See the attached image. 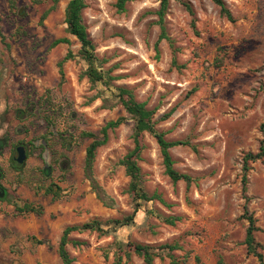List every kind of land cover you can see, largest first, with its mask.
Instances as JSON below:
<instances>
[{
	"label": "rangeland",
	"instance_id": "obj_1",
	"mask_svg": "<svg viewBox=\"0 0 264 264\" xmlns=\"http://www.w3.org/2000/svg\"><path fill=\"white\" fill-rule=\"evenodd\" d=\"M69 1L0 0V264H61L64 228L134 210L132 224L108 234H70L83 243L66 247L73 264H143L127 242L175 248L157 251L153 264H259L244 245V209L264 264V157L247 163L243 179L244 157L263 140L264 0H223L232 22L211 0H170L161 21L160 0H130L122 11L117 0H85L94 66L109 87L84 75L64 22ZM58 39L68 43L53 45ZM116 88L154 112L166 141L180 142L169 153L188 186L172 183L156 140L143 133L137 166L150 201L133 200L120 164L134 148L133 122ZM118 118L91 167L100 200L85 175L93 139L83 134L102 140ZM24 205L38 213H18Z\"/></svg>",
	"mask_w": 264,
	"mask_h": 264
},
{
	"label": "trees",
	"instance_id": "obj_2",
	"mask_svg": "<svg viewBox=\"0 0 264 264\" xmlns=\"http://www.w3.org/2000/svg\"><path fill=\"white\" fill-rule=\"evenodd\" d=\"M128 1L130 0H117L116 2L117 9L119 11H122L124 9L125 4ZM211 1L214 5H216L219 8V13L222 17H225L228 21L231 22L233 21L232 15L229 12V10L226 8L223 0H211ZM169 2L170 0H160L159 10H158V16L160 21L162 20L163 15L168 8ZM85 7H86L85 0H70L67 3L64 11V22L66 24V31L69 35L74 37L80 45L79 55L81 56V59L84 60L88 65V68L85 71L84 75L89 79V81L92 84L104 83V86L109 87V84L104 74L97 71V69L94 66L95 64L94 45L89 37L86 26L83 24V20H82V11L85 9ZM186 9L189 11L190 14H192V11L188 6H186ZM61 43L67 44L68 40L58 39L53 43V45H58ZM116 93L117 94L115 95V97L118 99V102L123 107L124 111L130 117V120L133 122L132 138L134 142V148L120 162V164L125 169L126 176L130 180L128 193L131 195L133 200L150 201V198L146 195V193L143 191V188L141 186L140 169L137 166V160L141 152L140 138L143 135V133L150 134L156 140V143L159 147L160 154L162 157L165 174L169 177L172 183L184 181L188 186L190 182V178L187 175L178 173L173 168V160L169 153V150L173 147L179 146L180 142L166 141L164 139V135L156 131L155 123L153 122L154 112L152 110H148L144 103L135 101L130 91L124 88H116ZM123 122H124V118H118L116 121L108 122L100 130V133L103 136L102 140H98L96 136L91 133L83 134L84 137L93 139L85 152L86 153L85 175L87 179L90 180L91 186L94 189V191H96L97 196L100 200H103V197L98 192L99 188L96 185V182L93 180L91 173V167L95 158V153L99 147L104 145L106 141L107 131L110 129L117 128ZM260 131L262 133L263 140L260 143L258 153H256L255 155L247 154L244 157V161H243L244 180L246 179L245 172H247V168H246L247 163L249 161L262 159L264 157V122L260 126ZM44 173L47 172L45 171ZM0 179H1V175H0ZM47 191L48 193H53L52 188H48ZM104 203L108 205L106 202ZM137 211L138 210H134L132 215L124 217L121 220H111V221H107L106 223L93 220L81 226H68L64 228L57 247V255L59 257L61 264H73V259L70 257L69 252L66 249L67 245L71 244L74 247H78L83 244L82 242L77 240H70L69 239L70 234L74 232L82 233L84 231H95L100 234H108L110 228L116 229L132 224L134 216L137 213ZM17 212L22 214L38 213L37 210L30 205H24L22 208H17ZM242 217L248 223V227L246 229L245 239H244V245L246 246L247 253L256 257L259 264H263L262 254L258 252L261 246L255 241L254 238V233L257 231V228L255 227V220L253 216L248 213L247 209H244ZM173 220H174L173 218H168L166 219V222L168 224H172ZM105 228L107 229L105 230ZM33 241H35L36 245L45 244V242L41 240L33 239ZM125 246L129 248L128 251H131L137 256H139L142 259L143 264H153L154 258L158 257L157 251L162 252L167 250V252L169 253L170 251L175 250V248L169 245L160 246L157 249H155L151 246H147V245L144 246V245L127 242L125 243ZM121 249L122 248L119 246L118 250ZM126 255H129V252ZM120 258L121 257L119 256V259Z\"/></svg>",
	"mask_w": 264,
	"mask_h": 264
},
{
	"label": "water",
	"instance_id": "obj_3",
	"mask_svg": "<svg viewBox=\"0 0 264 264\" xmlns=\"http://www.w3.org/2000/svg\"><path fill=\"white\" fill-rule=\"evenodd\" d=\"M16 157L14 161L18 164L21 165L26 159V154H25V149L23 147H17L16 148ZM4 196V191L0 189V198Z\"/></svg>",
	"mask_w": 264,
	"mask_h": 264
},
{
	"label": "flooded vegetation",
	"instance_id": "obj_4",
	"mask_svg": "<svg viewBox=\"0 0 264 264\" xmlns=\"http://www.w3.org/2000/svg\"><path fill=\"white\" fill-rule=\"evenodd\" d=\"M19 147H21V146H19ZM15 152H16V149H15ZM25 154H26V153H25ZM25 160H26V159H25ZM14 162H15V161H14ZM24 162H25V161H24ZM24 162H23V163H24ZM15 163H16V162H15ZM16 164H17V163H16ZM17 165H18V164H17ZM21 165H22V164H21ZM0 189H1V188H0ZM3 191H4V190H3ZM4 195H6V194H5V191H4ZM2 198H3V197H2Z\"/></svg>",
	"mask_w": 264,
	"mask_h": 264
}]
</instances>
